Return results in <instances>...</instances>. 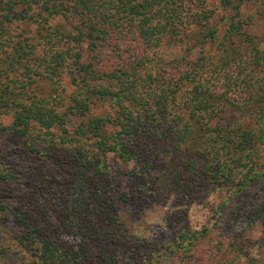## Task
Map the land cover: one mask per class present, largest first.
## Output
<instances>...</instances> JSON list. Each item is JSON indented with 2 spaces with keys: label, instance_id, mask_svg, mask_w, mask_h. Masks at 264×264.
I'll return each mask as SVG.
<instances>
[{
  "label": "trees",
  "instance_id": "1",
  "mask_svg": "<svg viewBox=\"0 0 264 264\" xmlns=\"http://www.w3.org/2000/svg\"><path fill=\"white\" fill-rule=\"evenodd\" d=\"M243 1L221 0L235 14L221 38L205 0H0V117H10L5 128L15 143L36 136L30 151L41 159L27 164L25 191L11 187L19 163L0 162V226L12 219L22 228L12 239L0 237V256L12 251L14 260L21 253L19 261L31 264H116L118 241L134 248L116 215L128 193L113 179L110 153L148 173L166 171V177L170 169L187 196L220 190L227 198L218 210L241 198L240 207L264 224V190L254 189L264 187V94L251 92L236 103L209 87L222 73L220 63L233 59L222 52L229 39L248 26ZM165 44L190 56L182 76L174 72L177 61L169 69L158 57ZM253 44L249 39L258 52ZM199 45L204 58L198 61ZM207 48L221 61L208 63ZM257 58L243 62L251 70L235 86L258 83ZM64 78L75 88L68 97ZM40 81L51 83L47 96L34 86ZM258 99L250 118L255 130L236 118ZM68 223L90 240L89 248L62 239Z\"/></svg>",
  "mask_w": 264,
  "mask_h": 264
},
{
  "label": "rangeland",
  "instance_id": "2",
  "mask_svg": "<svg viewBox=\"0 0 264 264\" xmlns=\"http://www.w3.org/2000/svg\"><path fill=\"white\" fill-rule=\"evenodd\" d=\"M220 3L221 0H205L206 6L214 11L211 25L217 28L218 37L223 38L229 26L227 18L231 16L234 18L235 14L228 9L221 8ZM241 11L248 26L244 24L245 27L240 35L241 40L240 36L229 39L227 50L222 52L230 54L233 59L227 64L220 63L218 68L222 73L214 75L213 82L209 85L219 94L225 91L234 102L237 101L236 103L241 102L251 92L264 94V0H244L241 4ZM208 14L211 15V13ZM35 31L36 27L32 26V34ZM236 39H239L238 46L233 43ZM249 39L254 40L253 46L258 47L259 53L248 46ZM215 44H218V51H221L219 42L216 41ZM197 48L200 51H197L198 55L195 53L194 56L197 60L198 58L202 60L204 56L200 53L202 51L199 49L200 45ZM210 51L213 58L211 60L209 57L208 63L213 64L216 56L220 58L221 54L216 55L214 51ZM157 55L163 63L169 64L174 60L177 61L174 72L179 76L185 73L186 65L191 59L181 47L167 44L163 45ZM255 55H258L256 59L258 71L255 73L258 83L252 86L248 84L235 86L234 82L242 81L246 73L251 70L250 66L243 62H253ZM241 59L242 63L237 65ZM171 65L165 67L171 69ZM243 66H246V69L242 68ZM250 78L251 76L247 80ZM50 85L45 81L34 84L37 86L39 96H47L51 91ZM196 89L197 87L194 91ZM74 90L75 88L68 79L64 78L63 86H61L63 94L68 97ZM260 100L262 99H258L256 103L246 108L247 111L238 114L236 119L245 127L257 129L250 118L257 113ZM9 123L10 117H0V152L3 156L0 162L10 160L19 163L16 168L22 171L18 175V183H12L11 187L16 191H25L29 184L27 164L41 162L40 156L36 157L34 152L30 151L38 140L36 136H31L25 140H17L15 143L9 130L5 128ZM107 162L112 169L114 181H120L119 190L128 193V199L119 203L116 215L125 227V233L134 244L132 248L128 243L121 244L118 241V246L114 250L115 258L118 259L116 264H119V260H122L121 264H264V224L257 219L254 222L252 217H249L251 215L247 213L250 211H245V208L240 207V204L244 202L241 198L234 197L228 201L226 208L218 210L227 195H223L214 187L202 190L199 196L194 194L187 196L184 194L187 191L183 189V181L180 179L181 185L178 186L176 178L173 179L171 176L170 169H168L170 176L166 177V171H164L166 174L162 171V175L158 170L148 173L147 169L141 167L139 163L126 162L113 153L107 156ZM254 189L262 192L264 187L259 185ZM252 193L254 191H250L249 194L252 195ZM52 221L58 226V219L54 217ZM68 224V231L62 233V239L69 245H86L83 249L89 248L90 240L87 237L85 239V237L78 236L75 231L76 227L71 228L72 223ZM21 231V226L11 219L0 226V237L4 239L11 237L12 239ZM183 232L185 236H189V240L184 245L179 243L178 238ZM12 255V251L5 255L2 254L0 264H19L18 262L31 264L26 259L24 263L19 261L21 253L18 259L14 257V260Z\"/></svg>",
  "mask_w": 264,
  "mask_h": 264
}]
</instances>
